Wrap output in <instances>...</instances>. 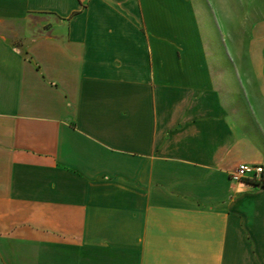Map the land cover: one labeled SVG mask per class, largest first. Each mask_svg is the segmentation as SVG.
I'll return each mask as SVG.
<instances>
[{
    "label": "crops",
    "instance_id": "1",
    "mask_svg": "<svg viewBox=\"0 0 264 264\" xmlns=\"http://www.w3.org/2000/svg\"><path fill=\"white\" fill-rule=\"evenodd\" d=\"M249 57L220 92L194 0H0V264H264L230 176L264 165V17Z\"/></svg>",
    "mask_w": 264,
    "mask_h": 264
},
{
    "label": "rangeland",
    "instance_id": "2",
    "mask_svg": "<svg viewBox=\"0 0 264 264\" xmlns=\"http://www.w3.org/2000/svg\"><path fill=\"white\" fill-rule=\"evenodd\" d=\"M200 17L204 42L212 70L226 92V77H230V95L255 89L249 65V44L252 28L264 17V0H194ZM43 18V17H42ZM41 17L32 16L27 27L38 30ZM48 25L43 28L48 29ZM236 108L241 100L230 99Z\"/></svg>",
    "mask_w": 264,
    "mask_h": 264
},
{
    "label": "built area",
    "instance_id": "3",
    "mask_svg": "<svg viewBox=\"0 0 264 264\" xmlns=\"http://www.w3.org/2000/svg\"><path fill=\"white\" fill-rule=\"evenodd\" d=\"M230 176L236 181L262 182L264 180V165L242 163Z\"/></svg>",
    "mask_w": 264,
    "mask_h": 264
},
{
    "label": "trees",
    "instance_id": "4",
    "mask_svg": "<svg viewBox=\"0 0 264 264\" xmlns=\"http://www.w3.org/2000/svg\"><path fill=\"white\" fill-rule=\"evenodd\" d=\"M250 183L264 187V180L262 182H250Z\"/></svg>",
    "mask_w": 264,
    "mask_h": 264
}]
</instances>
